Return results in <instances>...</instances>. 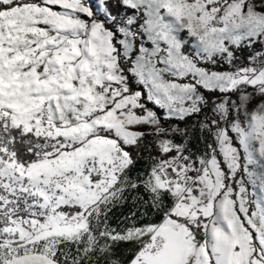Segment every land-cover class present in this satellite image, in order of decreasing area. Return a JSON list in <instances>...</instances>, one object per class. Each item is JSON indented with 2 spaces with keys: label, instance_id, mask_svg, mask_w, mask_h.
Instances as JSON below:
<instances>
[{
  "label": "snow or ice",
  "instance_id": "snow-or-ice-1",
  "mask_svg": "<svg viewBox=\"0 0 264 264\" xmlns=\"http://www.w3.org/2000/svg\"><path fill=\"white\" fill-rule=\"evenodd\" d=\"M0 264H264V0H0Z\"/></svg>",
  "mask_w": 264,
  "mask_h": 264
},
{
  "label": "trees",
  "instance_id": "trees-1",
  "mask_svg": "<svg viewBox=\"0 0 264 264\" xmlns=\"http://www.w3.org/2000/svg\"><path fill=\"white\" fill-rule=\"evenodd\" d=\"M183 126V125H182ZM194 143V145H195V147L197 148L198 147V144L194 141L193 142ZM145 166V163H144V161H141L140 162V164L138 165V167H140L141 169L143 168ZM121 211H123V210H116V217L114 218V223L120 218V213H121Z\"/></svg>",
  "mask_w": 264,
  "mask_h": 264
},
{
  "label": "rangeland",
  "instance_id": "rangeland-1",
  "mask_svg": "<svg viewBox=\"0 0 264 264\" xmlns=\"http://www.w3.org/2000/svg\"><path fill=\"white\" fill-rule=\"evenodd\" d=\"M200 147H202V145L198 144V147L197 148H200Z\"/></svg>",
  "mask_w": 264,
  "mask_h": 264
}]
</instances>
